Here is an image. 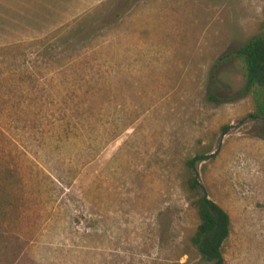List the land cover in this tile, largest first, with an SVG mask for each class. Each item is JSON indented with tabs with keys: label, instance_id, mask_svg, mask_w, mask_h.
I'll use <instances>...</instances> for the list:
<instances>
[{
	"label": "rangeland",
	"instance_id": "obj_1",
	"mask_svg": "<svg viewBox=\"0 0 264 264\" xmlns=\"http://www.w3.org/2000/svg\"><path fill=\"white\" fill-rule=\"evenodd\" d=\"M263 17L264 0H0V264H205L183 163L211 152L196 172L229 217L224 263L264 264V125L241 120L250 95L205 96L239 89L237 58L210 69Z\"/></svg>",
	"mask_w": 264,
	"mask_h": 264
},
{
	"label": "trees",
	"instance_id": "obj_2",
	"mask_svg": "<svg viewBox=\"0 0 264 264\" xmlns=\"http://www.w3.org/2000/svg\"><path fill=\"white\" fill-rule=\"evenodd\" d=\"M4 46L0 50L6 49ZM2 53V51H1ZM237 58L242 68V84L231 96L216 95L208 88L206 98L210 101H229L250 95L254 104L252 111L247 112L241 120L264 125V17L258 24L255 32L247 36L238 46L225 50L213 62L209 80L213 82L211 71L226 59ZM68 126L70 136H80L83 131V116ZM61 117L56 119V127L61 128ZM82 120V122H81ZM230 125L220 127V134H224ZM59 131V129H58ZM113 135V134H112ZM111 135V136H112ZM77 138V137H75ZM215 152L208 154L196 153L184 160L185 175L183 187L188 204L194 209L197 223L188 237L189 244L196 250L205 264H225L222 256V243L229 232L228 214L213 200L208 198L203 186L197 179L196 164ZM167 264H180L172 262Z\"/></svg>",
	"mask_w": 264,
	"mask_h": 264
}]
</instances>
